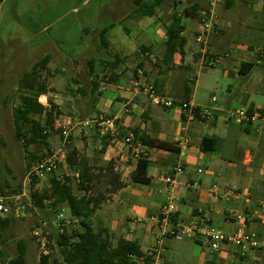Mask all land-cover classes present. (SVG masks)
<instances>
[{"label":"crops","instance_id":"crops-1","mask_svg":"<svg viewBox=\"0 0 264 264\" xmlns=\"http://www.w3.org/2000/svg\"><path fill=\"white\" fill-rule=\"evenodd\" d=\"M93 1L4 0L0 33L14 53L38 51L48 56V69L57 62L83 60V54L94 47L97 32L100 51L106 54L94 66L100 84L91 93L98 100V114L117 116L124 136L137 129L180 148L176 155L146 146L150 183L143 185L131 178L139 160L130 148L107 135L110 141L103 161L117 163L124 187L95 212V228L108 230L115 245L120 238L137 240L145 253L154 256L153 264H264V254L252 248L246 255L234 245L214 253L200 238L172 234L200 225L224 234L244 231L264 239V120L240 123L233 116L243 108L264 112V0H219L207 54L196 39L189 47L185 36L190 30L196 36L201 25L194 18H187L186 24L182 20L185 53H176L169 66L164 62L166 27L179 9L192 3L165 0L153 17H143L138 0H102L96 16L100 13L108 23L95 31ZM118 28L123 38L116 34ZM220 56L225 57L216 65L219 70L205 71L216 67L211 61ZM61 66L63 72L66 65ZM105 75L114 76V81L102 80ZM147 82L158 93L175 101H191L210 115L190 117L179 105L171 109L154 106L142 90ZM96 129L92 133L102 144L106 135ZM205 139L213 140L211 151L203 149ZM179 163L184 173L175 190L177 212L168 223L159 222L171 191L164 178L173 175ZM234 213L245 215L246 220H238Z\"/></svg>","mask_w":264,"mask_h":264},{"label":"trees","instance_id":"trees-1","mask_svg":"<svg viewBox=\"0 0 264 264\" xmlns=\"http://www.w3.org/2000/svg\"><path fill=\"white\" fill-rule=\"evenodd\" d=\"M164 1L138 0L137 4L143 17H153ZM179 3V1L175 2L176 5ZM204 8L203 0H197L182 8V11L175 13L172 22L166 27L167 49L164 54V62L167 66L172 63L176 53L182 55L185 53L187 40L182 35L185 30L182 20L184 18H202ZM106 30H103L102 35L106 33ZM102 42L103 44L106 42L104 37H102ZM146 49L147 47L143 48L144 52ZM48 64L49 58L46 56L40 62L35 63L32 69L20 78L21 100L12 112L16 137L22 140L27 148L37 143L45 145L40 156L34 153L30 154L31 158L27 164L28 171L39 159L53 149L48 142L52 133L56 132V120L61 116V112L57 110V105L53 100H49V107L40 102L42 96H47L52 92L43 79ZM95 64V59L88 62L89 76L92 78L94 93L99 87V78L94 69ZM247 67L252 68V65L248 64ZM102 80L112 83L114 76L105 75ZM186 91L188 94L191 92L189 85L186 86ZM57 131L62 138V130ZM132 135L149 148L170 151L176 155L180 154V148L177 144L150 138L140 134L137 129L133 130ZM121 137L125 136L121 134ZM104 139L101 149L96 151L92 158H87L82 156L71 137L67 147V163L72 175L62 178L52 176L42 190L36 188L38 184L36 178L30 184L29 194L36 209L45 210L47 202L50 201L58 209L67 208L71 216L79 220V228L76 230L65 234L58 232L57 234L56 245L60 249L62 259L52 261L50 253L42 254L40 264H153L154 256L145 253L137 240L131 241L120 238L115 245L111 233L105 229H96L92 222V217L102 204L112 194L124 187L114 162L103 161V156L109 146L108 141H110L107 136ZM212 141V139L203 141L202 146L205 151L212 150L210 146ZM148 165V159L138 161L136 170L131 176L133 182L143 185L150 183V179L147 177ZM21 188L20 185L17 189H11L7 182L2 183L0 176V196L20 194ZM11 223L10 218L0 217L2 231H6ZM17 249L18 254L8 264L26 263L24 240L17 243Z\"/></svg>","mask_w":264,"mask_h":264},{"label":"rangeland","instance_id":"rangeland-1","mask_svg":"<svg viewBox=\"0 0 264 264\" xmlns=\"http://www.w3.org/2000/svg\"><path fill=\"white\" fill-rule=\"evenodd\" d=\"M2 1L0 0V18L5 14ZM182 1L185 2L184 5H188L197 0ZM203 2L206 6L207 0H203ZM92 7L95 10L94 29L98 31V28L100 29L108 23L100 18V13L99 17L96 16L102 7V0H94ZM179 11H182V9H179ZM194 19V22L200 26L202 18ZM164 20L169 23V19ZM188 20L184 18L183 24H186ZM191 22L190 19V24ZM128 24L129 22H125V25ZM190 24L188 25L190 26ZM193 31L190 30L185 33L189 47H192L195 42ZM116 34L121 38L124 37L121 28L116 29ZM94 37V47L90 48L88 53L83 54V60L78 62L69 60L65 64L60 62L55 65L50 64V67L43 74V79L50 86L52 92L49 96H44L46 97L45 100H42L41 97L40 102L49 107V100H53L57 105V110L61 112V116L56 120V132L52 133L48 142L52 148H55L61 141V134L57 130H62L60 126L66 124L69 119L84 120L99 115L97 111L98 100L94 99L91 93L93 85L89 76L88 60L95 59L98 64L100 58L103 59L106 54L100 51V40L97 32H95ZM70 56L74 57V54L71 53ZM43 57V54L38 51L30 54L12 52L11 46L8 45L7 40L0 33V176L2 183L7 182L11 189H17L21 185L20 194H22L23 189L26 191L25 195L20 198H17V195L20 194L6 196L8 198L7 204L12 208L13 213L10 215L12 220L10 226L6 231L1 230L3 254L1 264H8L16 257L18 254L17 243L20 240H24L26 244L25 264H40V256L44 250L50 252L52 261L62 259L60 249L56 245L59 231L58 214L62 209L54 207L50 201L47 202L45 210L36 209L30 197L29 188L25 189L26 186L24 185L26 175L29 172L27 164L31 158L30 154L34 153L40 156L45 145L37 143L27 148L24 142L16 137L12 114L13 109L20 104L21 100L20 78L30 71L35 63L40 62ZM61 65H66L63 72ZM194 68L198 71V67ZM216 70H219L217 66L205 69L209 73ZM261 102L264 103V96H262ZM96 130V128H76L72 132L73 143L79 146V150L84 157L90 158L96 148L97 151L100 150L101 144L95 140L96 137L92 133ZM85 143L86 147L84 146ZM114 164L116 167L117 163L114 162ZM118 172L120 173V171ZM55 175L62 178L72 175V171L67 165L59 169ZM39 188L42 190L44 183H41ZM36 233L39 235H36Z\"/></svg>","mask_w":264,"mask_h":264},{"label":"built area","instance_id":"built-area-1","mask_svg":"<svg viewBox=\"0 0 264 264\" xmlns=\"http://www.w3.org/2000/svg\"><path fill=\"white\" fill-rule=\"evenodd\" d=\"M2 1V0H1ZM219 0H207L206 6L202 11V22L201 29L196 33V43L201 46V51L207 54L208 50V36L213 30L214 25L218 19L217 5ZM225 57V56H224ZM223 56L217 57L211 61L212 65H219L224 59ZM105 85L102 86V89ZM143 92L148 95L152 104L157 107L171 109L178 106L182 111L188 113L190 117H195L196 114L201 118H206L210 115V111L202 110L198 108L191 101H175L165 95L158 93L153 83L147 82L142 86ZM233 116L240 123H256L260 120H264V112L261 110H249L247 108L239 109L233 113ZM119 118L117 116H109L106 114H99L94 118L84 120L69 119L68 122L62 127V138L60 143L47 152L38 162L32 167L27 173L25 178V186L30 189V184L36 178L38 184L37 189L40 190L39 185H44L51 179L52 176H56V172L68 165L67 163V147L69 139L72 137V132L75 128H99L102 130L104 135H109L113 139L120 141L125 146L131 149L133 156L136 160L147 159L149 154L146 146L139 140H136L134 136L128 135L121 137L120 128L118 125ZM184 173V166L179 163L175 169L174 174L164 178V181L171 187V191L168 195L167 202L161 209V214L157 218L159 222L168 223L173 214L177 212V203L175 190L179 185V177ZM24 189L22 194L17 195V198L25 195ZM8 198L6 196H0V217H9L13 211L12 208L7 204ZM233 217L240 221H245L246 217L243 214H232ZM58 228L60 234L66 232H72L78 227L79 220L71 216L68 209L63 208L58 214ZM177 238L191 235L192 237L200 238L203 242L209 243L210 249L214 253H221L224 248L229 245H234L242 249V255H246L249 248L257 251L258 254H264V239L258 238L253 233L244 231H237L232 234H224L214 227L194 225L188 232L172 233ZM36 235H39L36 233ZM1 228H0V264L2 262V248H1ZM47 250L43 251V255H47Z\"/></svg>","mask_w":264,"mask_h":264},{"label":"bare ground","instance_id":"bare-ground-1","mask_svg":"<svg viewBox=\"0 0 264 264\" xmlns=\"http://www.w3.org/2000/svg\"><path fill=\"white\" fill-rule=\"evenodd\" d=\"M45 99H46V97L43 96V97H42V100H45Z\"/></svg>","mask_w":264,"mask_h":264}]
</instances>
